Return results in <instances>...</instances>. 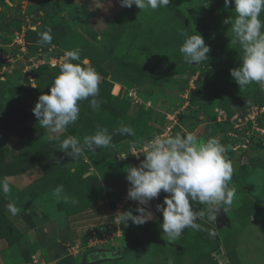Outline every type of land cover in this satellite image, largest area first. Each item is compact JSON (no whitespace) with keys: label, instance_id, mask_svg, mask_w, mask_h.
Here are the masks:
<instances>
[{"label":"rangeland","instance_id":"374dc122","mask_svg":"<svg viewBox=\"0 0 264 264\" xmlns=\"http://www.w3.org/2000/svg\"><path fill=\"white\" fill-rule=\"evenodd\" d=\"M47 1L0 0V21H7L0 29V179L11 189L0 191V264H264V88H240L230 75L244 56L223 23L235 16L234 0L228 8L224 0H171L156 10L121 7L119 0H54L45 7ZM259 19L264 23V11ZM48 29L51 44L38 43ZM185 34L203 36L208 59L184 61ZM71 50L80 55L72 63L98 73L99 106L85 99L78 123L52 133L40 128L32 108ZM9 109L16 116H6ZM202 125L199 142L217 138L233 168L226 188L234 191L232 204L215 206L226 210L222 222L205 215L199 228L169 240L156 208L163 191L150 201L156 215L147 223L116 222L119 212L139 215L138 202L127 198L125 170L140 164L149 142L195 135ZM121 126L134 135L120 134ZM102 129L112 136L110 147L85 150L76 160L59 150L69 136L82 143ZM47 144L54 148L50 170L31 166L29 152ZM207 208L197 203L193 210ZM126 246L128 253L113 256Z\"/></svg>","mask_w":264,"mask_h":264},{"label":"clouds","instance_id":"9594fccd","mask_svg":"<svg viewBox=\"0 0 264 264\" xmlns=\"http://www.w3.org/2000/svg\"><path fill=\"white\" fill-rule=\"evenodd\" d=\"M171 0H119L121 7L132 8L134 5L144 10H156L168 7ZM233 4V0H224L225 8ZM264 11V0H234V17L223 21L231 25L243 47L244 56L240 66L230 70V75L240 88L253 82L264 88V23L259 19ZM51 29L40 34L38 43L51 44ZM179 51L184 61L189 65H198L208 59L210 46L205 43L202 35L187 36ZM65 62L60 65V74L50 86V94H42L32 108L40 128L52 133H59L79 119L78 102L93 97L90 106L98 108L99 75L91 67H82L79 63V50L65 52ZM88 64L87 60L83 61ZM120 134L134 135L129 126H121ZM59 139V137H57ZM112 136L107 129L98 130L94 135L86 136L81 143L75 137H67L59 144V150L74 160L81 157L85 150L95 151L110 147ZM149 150L138 166H128L126 180L129 182L127 198L137 201L140 206L134 215L132 211L119 212L115 215L117 222L128 225L131 221L139 226L153 218L150 201L158 198L163 191V204L156 206L163 214L160 225L163 236L169 240L176 239L185 228H199L196 221L207 215V219L217 221L221 208L218 204L231 205L233 190H227V184L233 176V168L227 161L225 147L217 138H210L200 143L199 137L191 133L181 136L162 138L160 135L149 142ZM7 178L0 179V191L10 192ZM63 186H58L54 192L59 195ZM208 205L204 210L194 211L195 204ZM8 211L16 215L18 209L13 204L7 205ZM225 212L226 210L223 209ZM214 235V233H212Z\"/></svg>","mask_w":264,"mask_h":264},{"label":"trees","instance_id":"16d2710c","mask_svg":"<svg viewBox=\"0 0 264 264\" xmlns=\"http://www.w3.org/2000/svg\"><path fill=\"white\" fill-rule=\"evenodd\" d=\"M53 1L54 0H48L47 3H46V5H45V7H48V6L52 5ZM6 22H7L6 20L0 21V29L3 27V25ZM50 86H52L51 83L47 86L48 89H49V93L48 94H50ZM80 102H81V104L79 105L80 111L81 110H85V100H82ZM12 111L13 110H10V109L7 110V112H5L6 113V116H8L9 118H11L12 116L13 117L16 116V115H14V113ZM15 120L16 121H19V120H21V121H24L25 120L26 121V117H25V119H24V117H21V118L19 117V118L15 119ZM36 128H37V126L36 127H33V129H36ZM71 131H74V129H72V127H71ZM2 135H3V132H2V130H0V137ZM116 139H117V137L115 138V140ZM53 150H54V148L51 145L47 144V145H44L42 148H38V149H36L33 152H29V158L28 159H29V161L31 163V166L39 165L44 170L49 171L50 170V166H49V164L47 162V158H49L51 156V154L53 153ZM4 172L5 171H2V169H0V174H2ZM130 230L131 231H135L134 228H131ZM130 249L131 248L129 246H126L122 251H118V253H115V254L114 253H110V252H104V253L102 252V253H98V255L100 254L102 256H112L114 254L113 256H115V255H119V252H120V254H122V253H128L130 251Z\"/></svg>","mask_w":264,"mask_h":264},{"label":"water","instance_id":"95a60500","mask_svg":"<svg viewBox=\"0 0 264 264\" xmlns=\"http://www.w3.org/2000/svg\"><path fill=\"white\" fill-rule=\"evenodd\" d=\"M203 129H204V126H203V125L200 126V127L196 130L195 135L197 136V135L203 133ZM152 213H153V216L156 215V212H152ZM222 219H223V210L221 209V211H220V213H219V215H218V217H217V221H216L217 224H220V223L222 222ZM119 255H121L120 252H119Z\"/></svg>","mask_w":264,"mask_h":264},{"label":"bare ground","instance_id":"6f19581e","mask_svg":"<svg viewBox=\"0 0 264 264\" xmlns=\"http://www.w3.org/2000/svg\"><path fill=\"white\" fill-rule=\"evenodd\" d=\"M120 85L118 84V83H116L115 85H114V87H113V93L114 94H118L119 93V91H120Z\"/></svg>","mask_w":264,"mask_h":264},{"label":"built area","instance_id":"2783aa9c","mask_svg":"<svg viewBox=\"0 0 264 264\" xmlns=\"http://www.w3.org/2000/svg\"><path fill=\"white\" fill-rule=\"evenodd\" d=\"M115 221H116V219H115ZM117 222V221H116Z\"/></svg>","mask_w":264,"mask_h":264}]
</instances>
